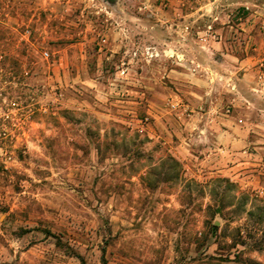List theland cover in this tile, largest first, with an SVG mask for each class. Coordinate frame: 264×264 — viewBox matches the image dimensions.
Returning <instances> with one entry per match:
<instances>
[{
    "label": "rangeland",
    "instance_id": "1",
    "mask_svg": "<svg viewBox=\"0 0 264 264\" xmlns=\"http://www.w3.org/2000/svg\"><path fill=\"white\" fill-rule=\"evenodd\" d=\"M248 3L192 59L193 0H0V264H264Z\"/></svg>",
    "mask_w": 264,
    "mask_h": 264
},
{
    "label": "crops",
    "instance_id": "2",
    "mask_svg": "<svg viewBox=\"0 0 264 264\" xmlns=\"http://www.w3.org/2000/svg\"><path fill=\"white\" fill-rule=\"evenodd\" d=\"M249 0H193V6L189 11H185L183 13L184 17L183 20L179 23L181 27L188 26L191 28L192 33L196 32L195 36H181L172 38H165L166 42H182L187 41V43H191V58L194 59L195 57H199V50L197 48V44L200 43L199 35H200V28L203 26H211L213 28L212 37L207 39L208 43L212 47H218L223 43L232 42L233 39H239L241 36L248 37L251 40L257 41L258 38L254 35L248 33L250 31L249 28H253L258 21L256 18L257 10H254L248 17H236L234 12L237 9H248ZM253 2V1H252ZM250 3L256 6L253 3ZM207 21L203 24L201 21ZM179 26V27H180ZM240 28L243 31H246V35H241L240 32L237 33V29ZM237 33V34H236ZM173 37V36H171ZM215 38V40H214ZM195 49V50H194ZM177 51H175V55L177 56ZM222 55L233 58L230 52L222 51ZM175 72L177 74L188 75L187 72L181 71L180 69L171 70V72Z\"/></svg>",
    "mask_w": 264,
    "mask_h": 264
}]
</instances>
